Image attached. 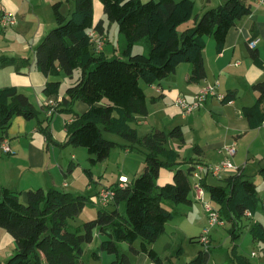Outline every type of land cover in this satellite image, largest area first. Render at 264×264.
<instances>
[{"label": "trees", "instance_id": "trees-1", "mask_svg": "<svg viewBox=\"0 0 264 264\" xmlns=\"http://www.w3.org/2000/svg\"><path fill=\"white\" fill-rule=\"evenodd\" d=\"M100 1L109 22L117 23L119 32L124 35L122 57H107L93 47L90 31H104L103 20L95 24L94 0H75V8L69 16L61 11V1L54 3L56 26L46 32L34 49L37 69L47 77L59 76L62 72L72 77L80 68L81 75L67 87L61 102L58 99L61 81L46 82L43 93L57 98L54 99L53 115L44 121L39 118L40 111L29 96L17 86L1 88L0 131L6 133L13 119L23 116L28 120L37 119L39 129L48 140H52L50 125L55 114L75 113V120L68 125L66 143L86 148L92 166L106 160L117 147L130 146L132 149L144 148L141 151L146 157L145 169L126 187L115 186L114 200L100 206L95 219L75 229L71 223L88 203L93 202L91 195L38 188L27 191V200L24 201L22 193L1 187L0 226L16 241V250L7 258L6 264H85L82 259L84 245L94 240L96 231L106 235L100 248L118 256L111 264H129L128 256L119 251V242H127L135 253L144 252L154 263L162 264L159 254L149 246L165 233L178 206L192 203L190 195L194 185L191 176L196 162L188 170L182 169L179 166L187 161L180 160L179 153L168 146L170 138L184 140L182 127L140 136L132 126L138 114L148 112L142 82L154 85L176 72L182 63L192 66L190 82L206 78L203 56L206 38L214 37L216 50L221 52L230 29L252 12L251 5L247 0H224L207 8L195 19L194 25L181 30V26L194 16V0ZM139 43L146 45L147 54L134 53ZM253 57L257 64H261L257 52H253ZM13 64L18 68L26 67L31 64V59L0 56V67ZM254 88L259 92L256 103L243 108L251 128L264 123V81L255 84ZM235 97V92L229 91L221 101L228 103ZM77 101L87 103L89 108L83 113L74 112L69 106ZM61 103L66 107L60 109ZM47 107L52 108L48 104ZM104 132L121 136L129 145L106 138ZM163 168L174 171L173 181L160 185L158 179ZM85 172L92 180L91 169L87 168ZM259 175L264 179V166ZM201 184L220 212L221 220L231 222L232 264H252L238 252L236 242L241 236L238 229L243 218L250 217L246 212L255 215L260 205L261 196L256 183L238 172L222 179L221 184L208 183L207 177L202 178ZM123 203L125 214L119 208ZM250 230L254 241H264V226L259 221L253 222ZM138 240L141 245L135 249L133 244ZM209 258L210 244L199 250L188 264H207Z\"/></svg>", "mask_w": 264, "mask_h": 264}, {"label": "crops", "instance_id": "crops-1", "mask_svg": "<svg viewBox=\"0 0 264 264\" xmlns=\"http://www.w3.org/2000/svg\"><path fill=\"white\" fill-rule=\"evenodd\" d=\"M194 1L195 10L197 9L196 15L181 26L183 29L194 25L195 19L207 8L217 6L224 0ZM69 2V9H74L75 0H69ZM246 2L251 5L252 12L238 20L230 29L225 47L221 52L216 50L214 37L208 36L206 38V47L203 52L206 78L199 82H190L191 64H180L176 72L158 83L144 88L147 95L148 112L146 114H138L132 124L140 136L147 135L156 130L169 132L174 127L181 126L184 140L170 138L168 146L179 153L180 160L187 161V163L179 166L184 170L193 167V162H196V165H215L225 158L226 148L235 145L236 153L232 156V160L238 167V170L228 171L227 175L220 179L205 171L202 178L207 177L208 183L211 184H221L222 179L238 172L243 173L246 178L252 180V177L257 176V174L259 175V170L264 166V123L257 128H251L243 112L245 106L254 105L258 99L259 92L254 88V85L264 81V3H261L259 0H247ZM0 3L3 4L0 14L8 11L19 16V13L22 12L21 18L25 21V12L27 10L24 9V2L19 4L14 0H0ZM27 6L32 14L35 13L39 4L34 2V0H28ZM95 10L99 16H96ZM61 11L63 12V10ZM70 14L69 11L65 15L69 16ZM94 20L95 24L100 20L104 21L103 32H98L95 29L96 38L104 39L105 44L102 51L109 57L107 43L112 24L109 23L107 26L108 23L104 15L103 4L100 0H94ZM29 25L31 27L32 22ZM52 25H54V21L52 20L47 21L46 19L43 22L40 21L39 28L36 31H34L33 27L32 32L25 33V35H31L30 38L32 40L30 38L16 40L14 36L9 37L10 33L5 35L7 37H4L6 40L2 41L0 39V56L31 59V64L26 67L18 68L15 64L0 67V89L5 86H17L20 91L29 96L35 106V101L39 103V108L37 106L36 108L40 111L39 118L43 121L52 116L48 113L47 102L57 98L56 96L47 97L42 91L43 87L47 81H61V78H58L64 74L62 72L59 76L52 75L47 77L36 66L34 49L43 39L46 32L51 29ZM252 40L257 41L254 48H251L249 45ZM146 50H148L147 47ZM96 52L100 51L96 50ZM116 52L117 48L114 47L115 56L122 57V55H117ZM253 52L258 53L261 64H257L253 57ZM70 78V82L65 84V88L63 87L64 83L61 81L60 95L58 97L60 102L63 101L66 95L67 87L75 83L74 76ZM207 85H215L217 93L209 95L202 105L192 113L185 114L177 103V99L181 97L185 98L188 102H192L196 93ZM229 91H234L236 97L228 103H223L221 100ZM34 98L35 100H33ZM65 107L63 103L60 104V109ZM69 107H72L76 113H83L89 108L88 104L83 101H77ZM75 118V113L58 112L55 114L50 125L52 140H48L45 134L41 133L38 121H34L35 119L28 120L23 116H16L6 133L0 131V142L3 136H5L13 151L12 153H6L0 148V188L7 187L13 191L22 193L24 201L27 200V191L31 189L44 188L48 190L57 188L76 194H84L85 190H89L93 191L91 194L92 201L98 203L95 201V197L102 188L117 186L121 176L126 177L129 184L135 177L143 173L146 157L145 153L141 151L144 148L141 147L140 149H132L130 146L117 147L106 160L92 166L89 162L90 155L86 148L66 143L68 125ZM59 123L60 125L62 124L60 128L58 127ZM115 141L129 145V142L124 139ZM195 148H198V150H195ZM189 161L192 162L189 163ZM102 164H113L112 166L119 169L120 172L117 175L116 181L105 185H101L100 181H96L97 174L99 176L103 175ZM128 167H131V171ZM87 168H90L92 171L93 178L91 182H89L85 172ZM77 169H80L82 173L77 175ZM163 169L160 171L158 182L162 180L170 181L173 176L172 174H174V172H168ZM100 173L102 174L100 175ZM132 174L135 175L134 178ZM191 177L192 183L195 185L197 179L194 175ZM213 180L220 181V183H214ZM95 182L96 185H94ZM159 184L164 185L162 183ZM190 197L192 203L188 204V206L194 207V204L200 203L197 197V189L194 188L192 190ZM121 205H119V208H121ZM100 206L103 205L100 203ZM100 206L98 210L101 208ZM190 211L193 212V209ZM186 215L188 214L186 213ZM96 216L97 214L93 211L88 212L86 219L89 221L95 219ZM224 223L220 225L223 226ZM167 225L164 234H167ZM214 227H210L209 225L203 229V232L209 230L211 243L214 240L211 228ZM101 235L99 231H96L95 236ZM102 236L104 237V235ZM196 237L200 244H203L200 235ZM160 238L149 247L159 254L162 264H165L163 257L157 250ZM175 239H178V237H173V242L168 243L169 250L177 254L182 251L184 252V250H180L181 248L183 249L181 242L178 240L179 244ZM138 241H140L139 245L136 244L137 241L133 244L135 249L140 248L141 240ZM124 243L127 242H119L118 248L120 253L128 256L129 264H156L146 253H135L131 245H129V249L121 250L123 246L121 244ZM88 247V253L84 248L82 256L85 264H111L118 257L116 254L105 257L104 253L106 251H103L100 245L97 250H91L92 246L90 243ZM238 252L247 257L252 264H256L251 257L240 249V246H238ZM13 253L12 250H8L7 257ZM251 253H255V256L258 255L255 251ZM87 254L89 255V259L85 260L84 257ZM229 264H232L231 258H229ZM257 264H264V260L260 259V262L258 261Z\"/></svg>", "mask_w": 264, "mask_h": 264}, {"label": "rangeland", "instance_id": "rangeland-1", "mask_svg": "<svg viewBox=\"0 0 264 264\" xmlns=\"http://www.w3.org/2000/svg\"><path fill=\"white\" fill-rule=\"evenodd\" d=\"M16 3L22 4L24 2V9L27 10L25 12V21L21 18V13H19V16H16V24L9 26L7 28H1L0 27V39L2 41L6 40L7 38L5 35L7 33H10L9 37H15L16 40L22 39V38H30L31 35H25L26 32H32V29L34 27V31H36L39 28V23L40 21L43 22L47 19V21L52 20L54 21V25H52L51 28L56 26V19L55 15L53 13V4L56 2H63L61 10H63V13L68 14L69 11L70 13L72 10L69 9V0H34V2L38 3L39 6H37V9L35 13H30L28 5V0H14ZM147 1V0H143ZM49 3V7H48ZM52 5V6H51ZM3 7V4L0 3V9ZM75 8V6H74ZM8 12L4 11L3 13ZM197 9L194 12V16L196 15ZM11 13V12H8ZM96 16L98 15V12L95 10ZM2 14V13H1ZM0 14V16H1ZM105 15V13H104ZM193 16V18H194ZM105 18L107 20V26L109 25V20L107 19V16L105 15ZM192 18V19H193ZM32 22V26L30 27V23ZM112 26H110L109 30V41L107 43L108 47V56H115L114 54V47L117 48V55H122V47L125 41L124 35L119 32L118 24L117 23H111ZM27 25V26H26ZM183 30V28H180ZM5 37V38H4ZM32 40V38H30ZM104 41V39H103ZM41 42V41H40ZM105 42V41H104ZM39 44V43H38ZM37 44V45H38ZM95 51L97 50L96 44L93 45ZM120 48V49H119ZM148 50H146V45L144 43L138 44L135 46L134 53H146L147 54ZM81 69H76L73 76L75 82L81 75ZM64 73V72H63ZM61 78V81L64 83L63 87L65 88V84L70 82V77L66 75L65 73L63 76L59 77L58 79ZM142 86L144 88L148 87L144 82H142ZM35 100V98L33 99ZM36 106L39 108V103L37 101L34 102ZM34 121L37 122V119ZM62 127V124L58 125L60 128ZM41 131V130H40ZM41 133L45 134L44 132L41 131ZM104 135L106 138L111 139V140H122L123 138L117 134H112L109 132H104ZM46 136V135H45ZM90 165V164H89ZM105 165H107L105 167ZM113 164H102V173L96 175V181H100L101 185L105 184H110L117 179V175L119 174V169L115 166H112ZM132 167V166H131ZM131 167H128L131 171ZM121 168V167H120ZM163 170L168 171V172H174L173 170L164 168ZM82 173L80 169H77L76 174L79 175ZM141 174V173H140ZM87 175V173H86ZM173 175V174H172ZM134 174H132V177L134 178ZM89 182H91L90 177L87 175ZM173 178V176H172ZM171 178L170 181H160L159 183L166 184L168 182L173 181ZM253 181L256 183L257 188L259 190L260 196H261V201L260 205L255 213V215L244 217L241 224H240V229H238V233L241 235L238 237V241L236 242L238 246H240V249L245 252L249 257L252 258L254 262L259 261L260 259L264 260V241L263 240H255L253 239V235L251 233V224L255 221H259L263 226H264V179L262 176L258 175L252 177ZM192 179V177H191ZM159 181V180H158ZM214 183H220V181H215L213 180ZM96 185V182L94 183ZM111 186V185H110ZM109 187V186H108ZM195 188V187H194ZM196 189V188H195ZM93 191L85 190L84 194L81 195H91ZM193 194V193H192ZM206 200L210 201L209 194L206 193L205 195ZM211 202V201H210ZM201 203V204H200ZM200 203L194 204V207H190L186 204H180L176 210L174 211L176 213V216L173 220H170L167 225V234H164L158 244H157V250L160 253V255L163 257L165 264H188L190 260L195 258L199 252V250L204 249L206 245L204 246L203 244H200L196 236H202L203 229L209 226V217L208 215L206 216V209L204 204L200 201ZM213 206L214 203L211 202ZM100 206V203H88L81 214L76 218L75 221L71 223L72 229H75L76 226L84 224L86 221V215L88 212H94L97 214V210ZM193 209V212L190 210ZM120 211L125 214V203L121 205ZM190 211V212H189ZM186 213L188 215H186ZM182 226V227H181ZM231 227V222L225 221L224 225H215L214 228H211L212 233L214 234V240L210 244V258L207 262V264H229V258L232 255L231 253V246L233 245V236L230 234V229ZM180 228V229H179ZM9 235V236H8ZM175 236L178 237V239H175L179 244L181 242V246L183 247L184 252L180 253H175L172 252V250H169L168 243H172L173 237ZM194 236V237H192ZM106 238V235H104ZM102 235L101 236H96L94 240L90 243L92 246L91 250H97L99 247L102 238H104ZM14 239L13 236L3 227L0 226V264H6L7 261V251L12 250V252H15L16 250V241L10 240ZM180 242H179V241ZM12 243V244H11ZM140 241H137L136 244L139 245ZM122 249L121 250H126L129 249V244L124 243L121 244ZM8 246V247H7ZM85 251L89 250L88 244L84 245ZM230 251V252H229ZM252 251H255L258 255L253 256ZM244 253V254H245ZM105 257L113 256L112 254H109L107 252L104 253ZM85 260L89 259V255L87 254L84 257Z\"/></svg>", "mask_w": 264, "mask_h": 264}, {"label": "built area", "instance_id": "built-area-1", "mask_svg": "<svg viewBox=\"0 0 264 264\" xmlns=\"http://www.w3.org/2000/svg\"><path fill=\"white\" fill-rule=\"evenodd\" d=\"M259 1L261 3H264V0H259ZM14 24H16L15 14L8 13V12L1 14L0 16V26L1 27L7 28ZM89 34L92 38L93 43L96 44L97 46V51H102L104 44H105L103 39L96 38V33L93 29L90 31ZM256 44H257V41L252 40L250 41L249 45L251 48H254ZM216 93L217 92H216L215 85H207V86L202 87L196 93L195 98L192 102H188L185 98L180 97L177 99V103L183 109L185 114H190L196 109H198L209 95H215ZM47 104L52 106V108L48 110L49 115H53V110H54L53 106L56 104L55 100H49ZM0 148L6 153L13 152L7 138H4L0 142ZM235 153H236L235 145L229 146L226 148L225 158L219 163L212 165V166L198 164L194 168L193 175L197 179V182L194 185V187L197 189V197L199 201H201L204 204L205 209L208 213L210 227L215 226L217 224H223V221L221 220L220 212L216 209L215 206L212 205L210 201L206 200L205 198V189L203 188L201 184L203 173L207 171L211 173L217 179H220L226 176L227 175L226 173L228 171H237L238 167L234 164L232 160V156H234ZM127 185H128V179L124 176H121L120 182L117 186L119 188H123V187H126ZM115 188H116L115 186L102 188L99 194L96 195L95 201L105 206L108 205L110 202L114 200V197L116 195ZM246 213L247 215H251L249 211H247ZM208 235H209V230H205L202 236L200 237L201 241L206 245V247L207 245L210 244V239Z\"/></svg>", "mask_w": 264, "mask_h": 264}]
</instances>
